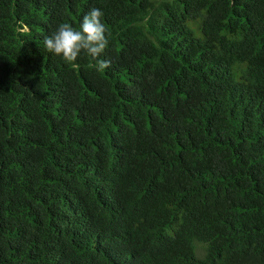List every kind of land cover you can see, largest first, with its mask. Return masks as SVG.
<instances>
[{
    "label": "trees",
    "instance_id": "16d2710c",
    "mask_svg": "<svg viewBox=\"0 0 264 264\" xmlns=\"http://www.w3.org/2000/svg\"><path fill=\"white\" fill-rule=\"evenodd\" d=\"M0 264H264V0H0Z\"/></svg>",
    "mask_w": 264,
    "mask_h": 264
},
{
    "label": "clouds",
    "instance_id": "9594fccd",
    "mask_svg": "<svg viewBox=\"0 0 264 264\" xmlns=\"http://www.w3.org/2000/svg\"><path fill=\"white\" fill-rule=\"evenodd\" d=\"M103 12L90 9L81 20L77 30L68 22L60 23L56 30L44 38L47 51L60 56L65 62H75L83 52L98 60V71L111 67V62L99 59L109 47L107 28L102 22Z\"/></svg>",
    "mask_w": 264,
    "mask_h": 264
}]
</instances>
